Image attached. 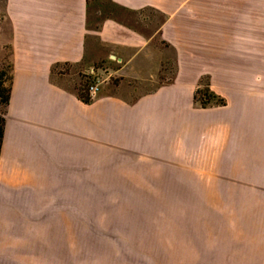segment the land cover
Listing matches in <instances>:
<instances>
[{
    "label": "crops",
    "instance_id": "0c3cea01",
    "mask_svg": "<svg viewBox=\"0 0 264 264\" xmlns=\"http://www.w3.org/2000/svg\"><path fill=\"white\" fill-rule=\"evenodd\" d=\"M108 1L162 20L89 29L88 0H4L0 264H264V0ZM98 61L111 82L86 103L80 73ZM202 79L223 106L195 105ZM92 150L189 168L194 184H117L111 244H88L83 198L42 193L82 188Z\"/></svg>",
    "mask_w": 264,
    "mask_h": 264
},
{
    "label": "rangeland",
    "instance_id": "374dc122",
    "mask_svg": "<svg viewBox=\"0 0 264 264\" xmlns=\"http://www.w3.org/2000/svg\"><path fill=\"white\" fill-rule=\"evenodd\" d=\"M4 0H0V24L3 20L2 5ZM88 28L92 29L97 26L104 18L113 17L125 22L128 25L136 26L141 31H150L158 25L160 16L145 12L138 16H133L128 13H122L121 10L113 6L108 0H88ZM162 20V19H161ZM8 31H5V43L0 47V68L4 69L10 64L9 48H8ZM96 69H100L105 75L108 73V66L104 62H96L93 65ZM91 66V67H93ZM93 67V68H94ZM172 65H164L162 74L160 75V83H163L166 78L171 77ZM88 70L80 73L81 94L84 93L86 86L91 83V77L88 75ZM102 79H105L104 75ZM102 74V75H101ZM111 82V79L108 80ZM108 81H105L108 82ZM104 83V84H105ZM103 86V85H102ZM197 99L201 100L203 94L208 89V81L202 79L199 83ZM209 90V89H208ZM198 100H194L195 105H199ZM216 101V100H214ZM83 181V187L74 186L73 188L57 187L46 188L42 194L47 196L53 194L59 200L60 197H68L70 194L74 202L80 203V197L83 198V205H73V211L86 214V226L88 229L87 243L93 242L95 235H102L104 238L97 240L103 241V245L111 244L108 239L114 235L115 226V206L116 198H119L125 192L116 191L117 184L122 183H156V184H176V185H193L194 179L189 168L186 171H178L177 168L167 167L165 163L157 162V160H137L132 158H118V153L115 151H97L92 150L91 165L89 173L78 174L74 173L75 184ZM81 209V210H80ZM47 218H43L42 223H46ZM84 222V221H83ZM93 234V235H92ZM114 238V237H113Z\"/></svg>",
    "mask_w": 264,
    "mask_h": 264
},
{
    "label": "trees",
    "instance_id": "16d2710c",
    "mask_svg": "<svg viewBox=\"0 0 264 264\" xmlns=\"http://www.w3.org/2000/svg\"><path fill=\"white\" fill-rule=\"evenodd\" d=\"M10 73H11L10 64H8L7 67L4 69L0 68V148H1V143L3 141V128L5 123L4 110L7 104L9 103V99H10V84L12 79ZM208 89H206V92L203 94L201 100H198L196 96L198 93H200L199 87L195 90L194 99L198 100L200 106L204 108L213 103L217 104L218 106H223L224 101L218 99V97L213 93L209 92ZM79 96L82 99V101L86 103L90 102V100L87 98V95L85 94V91L84 93L82 92L81 94V90H80Z\"/></svg>",
    "mask_w": 264,
    "mask_h": 264
},
{
    "label": "built area",
    "instance_id": "2783aa9c",
    "mask_svg": "<svg viewBox=\"0 0 264 264\" xmlns=\"http://www.w3.org/2000/svg\"><path fill=\"white\" fill-rule=\"evenodd\" d=\"M93 67H90L88 70V75L92 79L91 83L85 88V94L87 95V98L89 100L93 99L96 93L98 92L100 86H102L105 81H108L110 79L108 73L104 75L99 68L96 69L95 67ZM99 73H102L105 79H102V76H100Z\"/></svg>",
    "mask_w": 264,
    "mask_h": 264
}]
</instances>
